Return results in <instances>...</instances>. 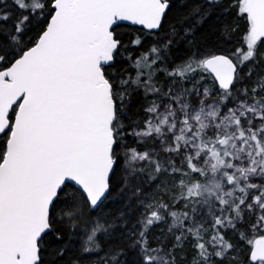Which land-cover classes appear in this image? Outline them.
Wrapping results in <instances>:
<instances>
[{"label": "snow or ice", "instance_id": "snow-or-ice-1", "mask_svg": "<svg viewBox=\"0 0 264 264\" xmlns=\"http://www.w3.org/2000/svg\"><path fill=\"white\" fill-rule=\"evenodd\" d=\"M0 264H264V0H0Z\"/></svg>", "mask_w": 264, "mask_h": 264}]
</instances>
